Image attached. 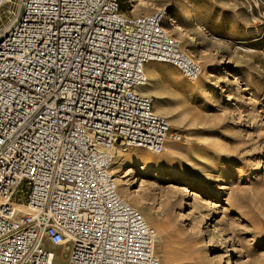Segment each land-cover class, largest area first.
<instances>
[{
    "label": "built area",
    "instance_id": "1",
    "mask_svg": "<svg viewBox=\"0 0 264 264\" xmlns=\"http://www.w3.org/2000/svg\"><path fill=\"white\" fill-rule=\"evenodd\" d=\"M0 0V264H161L155 230L110 173L116 148L161 153L168 118L141 93L149 63H199L164 9L122 0ZM175 136V140H179Z\"/></svg>",
    "mask_w": 264,
    "mask_h": 264
},
{
    "label": "rangeland",
    "instance_id": "2",
    "mask_svg": "<svg viewBox=\"0 0 264 264\" xmlns=\"http://www.w3.org/2000/svg\"><path fill=\"white\" fill-rule=\"evenodd\" d=\"M122 2L126 15L164 9L202 72L191 83L170 64L146 66L141 93L171 135L161 153L118 148L119 195L155 230L161 264H264V0ZM52 248L65 264L69 247Z\"/></svg>",
    "mask_w": 264,
    "mask_h": 264
},
{
    "label": "bare ground",
    "instance_id": "3",
    "mask_svg": "<svg viewBox=\"0 0 264 264\" xmlns=\"http://www.w3.org/2000/svg\"><path fill=\"white\" fill-rule=\"evenodd\" d=\"M168 17V16H167ZM171 21V20H170ZM171 23L172 22H169L168 23V25H171ZM181 36V35H180ZM216 67V64L215 63H213V66H212V69H214ZM143 89H145V88H143ZM143 89H141V90H143ZM118 150V148H116L115 149V152ZM127 172H130V170H128ZM135 192V191H134ZM156 236V235H155ZM155 238V237H154ZM152 252H153V254H155L154 253V239H153V242H152ZM228 260H229V258H228ZM160 261V260H159Z\"/></svg>",
    "mask_w": 264,
    "mask_h": 264
},
{
    "label": "crops",
    "instance_id": "4",
    "mask_svg": "<svg viewBox=\"0 0 264 264\" xmlns=\"http://www.w3.org/2000/svg\"><path fill=\"white\" fill-rule=\"evenodd\" d=\"M141 91H144V89H143V90H141ZM48 247H49V248H52V246H50V245H49Z\"/></svg>",
    "mask_w": 264,
    "mask_h": 264
}]
</instances>
